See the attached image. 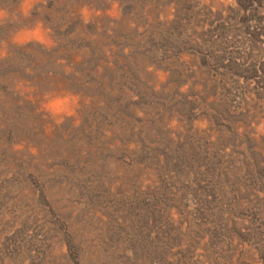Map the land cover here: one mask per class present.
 <instances>
[{
	"label": "rangeland",
	"instance_id": "obj_1",
	"mask_svg": "<svg viewBox=\"0 0 264 264\" xmlns=\"http://www.w3.org/2000/svg\"><path fill=\"white\" fill-rule=\"evenodd\" d=\"M236 4L119 0L112 20L107 0H40L0 27L40 20L56 42L0 61V264H264V0ZM84 6L101 15L83 24ZM60 90L81 96L79 127L37 113Z\"/></svg>",
	"mask_w": 264,
	"mask_h": 264
},
{
	"label": "clouds",
	"instance_id": "obj_2",
	"mask_svg": "<svg viewBox=\"0 0 264 264\" xmlns=\"http://www.w3.org/2000/svg\"><path fill=\"white\" fill-rule=\"evenodd\" d=\"M40 2V0H18L16 10L9 13L8 9L5 7H0V27L4 26L5 23L16 24L19 23V19H28L31 16L33 8ZM110 7L104 10V15L108 16L112 20L120 19V8L119 0H107ZM199 6H208L211 12L222 9L224 14H227L224 9L229 7L236 8V0H199ZM79 15L83 24L87 25L91 22L93 15L99 17L101 12L99 10H90L87 6L80 9ZM163 21L164 17H160ZM171 17H169V20ZM130 28H134V24H129ZM142 30V29H140ZM35 42L46 50H51L56 47V42L52 39L51 29L45 27L44 23L40 20H36L31 27L18 28L15 32L10 35L8 41H0V61L8 58V44L11 43L17 47H23L27 43ZM58 65H64L65 61L58 60ZM65 75H71L73 73V68L71 66L64 67L63 69ZM100 71V69H98ZM145 71L148 73H153L159 83L155 85L154 90L158 91L160 84L166 82L167 74L156 70L154 66H147ZM25 72H30L29 69H25ZM187 85L181 88V91H185ZM16 94L25 98V93L29 95L26 97L29 101H32V93L35 89L32 87L24 88V82H16L13 88ZM2 99V97H0ZM81 96L74 94L68 90L60 91H48L43 93L41 102L37 107V113L42 114V118L50 120L54 125L60 126L64 123L66 119H72L73 127H79L80 118L78 116V111L80 108ZM83 103L88 105L90 101L84 99ZM176 120L173 119L169 124L170 128L176 126ZM194 126L198 127L200 130L205 131L208 129L209 125L207 120L194 121ZM252 131L251 138H254L257 142L260 141L261 137H264V120L260 122H253L250 125ZM238 134L244 132L243 127L238 128ZM106 136H110V132H105ZM210 141H215V135L210 137ZM25 145L23 143H18L13 145L12 151L20 152L23 151ZM131 148V146H130ZM28 151L31 155H36V150L29 147ZM7 219V217H5ZM7 264V261L5 262Z\"/></svg>",
	"mask_w": 264,
	"mask_h": 264
}]
</instances>
